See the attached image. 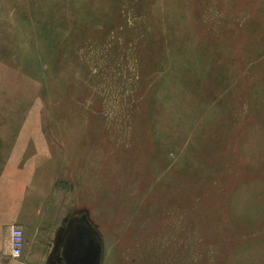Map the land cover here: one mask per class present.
Returning <instances> with one entry per match:
<instances>
[{"label": "rangeland", "instance_id": "rangeland-1", "mask_svg": "<svg viewBox=\"0 0 264 264\" xmlns=\"http://www.w3.org/2000/svg\"><path fill=\"white\" fill-rule=\"evenodd\" d=\"M21 203L51 249L86 217L102 264H264V0H0Z\"/></svg>", "mask_w": 264, "mask_h": 264}, {"label": "crops", "instance_id": "crops-1", "mask_svg": "<svg viewBox=\"0 0 264 264\" xmlns=\"http://www.w3.org/2000/svg\"><path fill=\"white\" fill-rule=\"evenodd\" d=\"M29 206H24L21 203L19 206L20 216L7 218L6 210L2 211V205H0V261L9 260L8 228L14 224L23 228L25 237L24 254L20 259L14 261L15 264H64L57 260L58 243L54 245L55 248L51 249L48 240L40 239L41 236H38L39 231L36 227H30L27 219L30 217V220L33 221L32 214L37 212L38 206L34 204L31 209Z\"/></svg>", "mask_w": 264, "mask_h": 264}, {"label": "water", "instance_id": "water-1", "mask_svg": "<svg viewBox=\"0 0 264 264\" xmlns=\"http://www.w3.org/2000/svg\"><path fill=\"white\" fill-rule=\"evenodd\" d=\"M57 260L64 264H102L100 234L86 217L73 220L58 241Z\"/></svg>", "mask_w": 264, "mask_h": 264}, {"label": "built area", "instance_id": "built-area-1", "mask_svg": "<svg viewBox=\"0 0 264 264\" xmlns=\"http://www.w3.org/2000/svg\"><path fill=\"white\" fill-rule=\"evenodd\" d=\"M8 243L10 261L20 259L24 254L25 237L23 228L19 225H11L8 228Z\"/></svg>", "mask_w": 264, "mask_h": 264}]
</instances>
